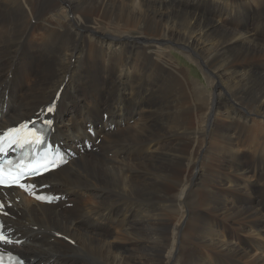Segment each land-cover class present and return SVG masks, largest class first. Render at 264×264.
<instances>
[{"label":"bare ground","instance_id":"6f19581e","mask_svg":"<svg viewBox=\"0 0 264 264\" xmlns=\"http://www.w3.org/2000/svg\"><path fill=\"white\" fill-rule=\"evenodd\" d=\"M230 3L235 29L195 11ZM164 40L213 89L155 58ZM106 59L122 76H102ZM31 118L53 120L70 161L0 189L26 263L264 264L263 0H0V131ZM192 135L210 145L190 185Z\"/></svg>","mask_w":264,"mask_h":264},{"label":"rangeland","instance_id":"374dc122","mask_svg":"<svg viewBox=\"0 0 264 264\" xmlns=\"http://www.w3.org/2000/svg\"><path fill=\"white\" fill-rule=\"evenodd\" d=\"M263 2H264V0H263ZM240 9L241 8H236V5H232L230 3L228 5H225L224 7H216L213 4V6L203 7L201 9L195 10V11H197L196 13L199 14L200 16H203V17H209L210 16L211 18L217 19L218 22L222 23L226 27H228L230 29H235L237 27L236 17H237V14H238V10H240ZM56 13L59 15V17L62 19V21L65 22V18H67V17H69L71 15L72 10L68 6L67 3H62L57 8ZM91 23H92V21H91ZM91 25L92 26H95L93 24H91ZM108 30H111V29H108ZM108 30H103V32L110 33V34H112L113 36H115L117 38L120 37V38H128V39H130V38L143 39L142 36L141 37L140 36H134L135 32L136 33H140L138 31L132 30L129 33L128 32H125V33H122V35H117V34H115L113 32H109ZM152 39H158V38L153 37ZM161 42H163V45L158 46L156 48L158 50H156V51L153 52V55H154L155 58H157L159 60L164 59V60H161V61L167 62L170 65H172L171 63H173L174 65H181L182 67H184L186 76H188L190 78V81H189L190 83L197 82L199 88L204 87L206 89L207 88L208 89L209 88L210 89H213V87L212 86H209V84H208V82H209L208 81V78H209V76H212V78H213L215 75H213L211 73V71L209 69H207L208 65H206L204 63V60L202 61L201 57H199L196 53H194L192 51H189L186 48H183V46L181 44L177 43L176 41H173V40H164V41H161ZM142 46H144V45L141 44V43H138L137 44V48L138 49H141ZM188 51L190 52L191 55L187 53ZM187 54H188V56H187ZM20 55H21V52L20 51L17 52V57H19ZM196 59H198V61ZM102 65H104L103 66L102 76H115V74H118V71H116V67L113 68L111 71H109L110 65L108 63V59H106V61ZM205 66H206V68H205ZM204 68L208 72L206 70H204ZM170 71H172V68L170 69ZM202 71H203V73H202ZM173 74L171 76H173ZM119 75L120 74H118L116 76H119ZM120 76H122V75H120ZM215 81L218 82V79L217 80L214 79V82ZM195 84L196 83H194L193 88H196V85ZM195 103H200V102L198 100H195ZM194 117L198 121L193 124V127L195 129L200 128L201 127V125H200L201 124V121H200L201 118H197L196 116H194ZM255 117H256V115H255ZM206 126H207L206 127L207 129L205 128V131L208 132L211 129V127L209 125H206ZM89 133L91 135H94L93 130H90L89 129ZM192 138L194 139V140L191 139V142L193 144L188 149V158H190L191 161L187 163V166L180 167V169L183 168L182 170L184 171V174H186V179H187V181H189L190 185H191V183L192 184H195L197 182V180H195L193 177L195 175H200L202 173V171L204 169L203 160H204L206 151H207V149H208V147L210 145V140L208 138L205 139L204 141L201 140L198 136L192 135ZM86 145H87L88 149H90L91 146L89 145V143H86ZM199 154H201V155H199ZM110 156H112V154ZM192 186H194V185H192ZM13 252L17 253L15 250Z\"/></svg>","mask_w":264,"mask_h":264},{"label":"snow or ice","instance_id":"6c2138e0","mask_svg":"<svg viewBox=\"0 0 264 264\" xmlns=\"http://www.w3.org/2000/svg\"><path fill=\"white\" fill-rule=\"evenodd\" d=\"M44 111L52 112L53 108L49 107V108H47ZM51 123H52L51 120L47 121V124H51ZM21 127H23V126H21ZM34 129H35V125L33 123V130ZM19 132H20L19 128H10V129H8V134H18ZM42 143H44L43 139L37 138V139H34V140L25 141L24 144H21L19 139L14 137L11 140L10 147H14V146H17V145H19L21 147H24L26 145H28V146H38L39 144H42ZM3 151H4V149L2 147H0V152H3ZM53 166L55 167V164ZM44 167H45V169H47L46 165ZM28 174H31V175H42L43 173H41L39 167L32 168V169H29L28 172H21L20 175H18V176H16L14 178V182H19V180H21L24 176H26ZM3 183H4L3 170L0 169V184H3ZM20 186L24 187L26 190L29 188V186L26 185V184H20ZM31 187L34 189L35 185H32ZM42 187H43V185H42ZM37 199L44 200V199H46V197H44L43 195H40V196H37ZM2 208H3V204L0 203V209H2ZM0 242H3L5 244H7V243H10L11 241H9L7 239V237L2 232H0Z\"/></svg>","mask_w":264,"mask_h":264}]
</instances>
